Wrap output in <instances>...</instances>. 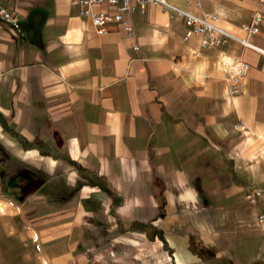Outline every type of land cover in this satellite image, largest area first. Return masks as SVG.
I'll return each instance as SVG.
<instances>
[{
	"label": "crops",
	"instance_id": "0c3cea01",
	"mask_svg": "<svg viewBox=\"0 0 264 264\" xmlns=\"http://www.w3.org/2000/svg\"><path fill=\"white\" fill-rule=\"evenodd\" d=\"M258 1L168 0L125 38L79 0H0V264H264ZM176 10L228 40H185ZM225 59L249 67L237 95Z\"/></svg>",
	"mask_w": 264,
	"mask_h": 264
},
{
	"label": "built area",
	"instance_id": "2783aa9c",
	"mask_svg": "<svg viewBox=\"0 0 264 264\" xmlns=\"http://www.w3.org/2000/svg\"><path fill=\"white\" fill-rule=\"evenodd\" d=\"M258 2L259 6L253 13L250 22L243 27L248 36L256 35L264 21V0ZM79 4L81 16L90 18L97 34L104 33L108 26H121L125 38H132L135 34L132 22L133 13L136 10L144 13L148 6L166 7L168 6V0H79ZM104 6L107 9H104ZM91 7L99 9L92 11L90 10ZM175 13L184 19L186 26L185 40L205 34L211 35V38L208 41L203 40L201 42L202 46H218L228 40L229 36L216 29L215 24L218 18L215 15L205 13L200 17H196L179 10H176ZM0 21L14 28L18 27L17 18L2 7H0ZM214 33H217V35H214ZM241 44L244 48H249L264 55V51L251 44L249 40L241 41ZM223 68L228 77L229 93L231 95L239 94L249 71L248 65L241 61L225 59ZM239 128L243 129V127ZM245 200L250 206L258 208V222L264 224V193L260 190L248 188L245 192Z\"/></svg>",
	"mask_w": 264,
	"mask_h": 264
}]
</instances>
